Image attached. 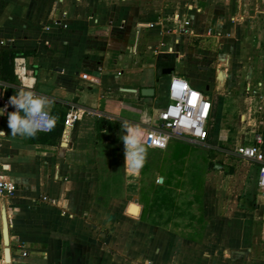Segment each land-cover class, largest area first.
I'll return each instance as SVG.
<instances>
[{
    "label": "crops",
    "instance_id": "obj_1",
    "mask_svg": "<svg viewBox=\"0 0 264 264\" xmlns=\"http://www.w3.org/2000/svg\"><path fill=\"white\" fill-rule=\"evenodd\" d=\"M260 18L264 20V0H0L5 97L9 100L21 89L33 91L51 101L48 110L55 117L47 134L11 136L7 114L0 111L5 133L0 135V175L16 186L12 197L0 198V264H220L215 249L223 242L229 254H259L229 264H264V193L257 187V164L247 161L251 190L249 199L241 198L253 209L239 210L242 203L236 198L229 199L227 209L223 202L217 203V213L215 207L207 212L206 182L198 198L204 206L195 222L199 233L185 223L187 229L177 234L156 224L168 214L158 213L161 199L155 197L147 209L140 193L137 200L126 193L141 187L145 165L150 173L161 172L158 188L178 190L171 179L179 178L175 167L191 155L186 145L203 143L172 139L164 150L174 166L168 173L152 170L150 150H157L145 146L142 166L134 170L126 165L122 141L125 122L143 130L158 123L166 103L153 117H147L146 108L157 104L156 97L165 99L169 80L179 77L206 93L212 104L208 138L211 133L215 149L226 146L219 98L224 83L206 82L210 73L203 70L200 76L194 69L198 58L207 62L216 55L217 44L239 39L242 28L248 43L264 44V31L260 38L249 34L253 27H264ZM183 22L189 23L186 34L169 32ZM167 68L173 69L170 75L163 73ZM251 73L235 86L264 105V81ZM158 86L163 90L159 94ZM142 88H153L155 95L143 97ZM71 108L80 120L64 127ZM261 125L248 116L249 134L255 135L239 146L251 145L261 135L264 153V115ZM119 188L121 194L114 191ZM212 237L217 239L211 244ZM176 249L178 258L170 260ZM194 251L204 259H194Z\"/></svg>",
    "mask_w": 264,
    "mask_h": 264
},
{
    "label": "rangeland",
    "instance_id": "obj_2",
    "mask_svg": "<svg viewBox=\"0 0 264 264\" xmlns=\"http://www.w3.org/2000/svg\"><path fill=\"white\" fill-rule=\"evenodd\" d=\"M262 21L264 20L262 19ZM240 30L241 31L238 33L240 36L239 39L237 38L227 45L217 44L216 55H211L207 62H202L201 59L198 58V63H196V68L194 69L196 72H199L200 76H202L201 72H203V70L210 73L207 75L208 78L206 77V82L210 78L215 85L216 83H224L221 97L219 96V98H221L222 113H224L222 115L224 121L223 126L225 127L224 133L228 140L226 146L218 144V148L215 149V146L211 143V133H209V138L203 144H193L192 146L185 144L187 149L190 150L187 152H190L191 155L183 158L182 162L178 165L180 168H177V166L175 167V171L180 172L179 178L172 177L174 179H171V182L174 183L178 190L171 191V189L158 188L156 177L160 176L161 172L158 170L156 172L151 171L150 173L148 166L145 165L142 169L143 173H141V178H139L141 187L136 190L134 189L135 191H131V195L129 196L126 193V197L135 200H137L138 193H140L142 199L147 202V209L150 207L149 202L155 200V197L159 200L161 199L164 203L162 205L159 204L161 207L158 213L165 215L167 212L168 214H166V216L168 219H165L166 216H163V219H159L156 224H158L159 227H169L171 231L175 230L177 234H180L182 229H187V227L184 226L185 223L196 226L193 228L196 236L199 233L198 224H195V222L198 221H196L197 216L201 212L203 213L204 206L198 203V198L199 196H203L202 186L206 182L208 183L205 200L207 212L209 211V213H211L215 207L214 211L217 213V203L223 202H226L227 205L225 204L224 207L227 209L228 206H230V201L236 198H238L237 200L239 203H242L237 205L239 210L247 212L250 211L249 208L253 209V206L246 207L241 201V198L249 199L248 195L251 190V183L249 176L246 174H249V172H247V161L236 155V148L239 145L245 144L250 135L252 139L254 138L255 132L249 134L250 130L249 127H247L248 116H251L256 124L261 127L263 126L261 123L263 121L264 105L261 102L256 103L255 99H248V94L242 91L238 86H235V84L242 79L243 75L251 72H254L256 77L264 81V69L263 71H259L262 65H264V44L248 43L247 40H244L246 39L245 37H247V29L242 28ZM263 31L264 27H253L249 29V34H255L260 38L263 35ZM211 34H213V32H211ZM215 34L218 36L221 35L218 31H215ZM262 72L263 75L261 74ZM160 89L161 88L158 86L157 94L161 91L163 92V90ZM217 97L218 96L215 95V100ZM156 101L157 104H153L151 107L152 109L146 108L147 117H153L154 112H158L164 103H166V98L156 97ZM244 116L246 118L245 122L241 120V117ZM220 148L229 150L219 151L218 149ZM150 152L153 155L152 165L154 168L152 170L157 168L162 169V172H172L174 166L171 162L167 163L165 151L150 150ZM251 186L253 188V184ZM115 190L118 194H121L123 191L122 188L114 189V191ZM171 192H174L176 195H172ZM236 193H238V195ZM167 197L169 200L168 204L165 203ZM175 199L178 200L176 201ZM229 199L231 200L229 201ZM201 230H203V226ZM214 238L216 237H212L209 243L212 244ZM254 243L257 247L256 241ZM179 245L180 238L175 240L174 247L178 248ZM220 248L219 251L215 249V251L218 252L215 258L220 264H229V261H233V259L237 258L251 261L259 255H257L256 252H247V256L244 255L243 257L240 255L237 256L235 253L229 254L226 250L228 249L226 242H223ZM179 252L180 250L178 249L172 252L170 260L178 258ZM193 254L196 256L194 259H204L197 251H194ZM205 255L210 256V254Z\"/></svg>",
    "mask_w": 264,
    "mask_h": 264
},
{
    "label": "built area",
    "instance_id": "obj_3",
    "mask_svg": "<svg viewBox=\"0 0 264 264\" xmlns=\"http://www.w3.org/2000/svg\"><path fill=\"white\" fill-rule=\"evenodd\" d=\"M189 23L183 22L179 28H173L171 33L186 34ZM3 84L0 82V108L8 105ZM212 112V104L205 92L193 88L189 83L179 77H172L167 86L166 104L158 113L157 124L148 125L142 135L143 146L157 151H164L172 139H184L196 143H204L208 139V124ZM80 120L79 112L71 108L63 119L64 127H73ZM42 127L38 133L47 134L51 131V125ZM262 136L256 135L254 143L248 146H238L236 155L245 161L258 165L257 187L260 193H264V153L261 149ZM16 192V186L0 175V198L12 197ZM22 256H26L22 252Z\"/></svg>",
    "mask_w": 264,
    "mask_h": 264
},
{
    "label": "clouds",
    "instance_id": "obj_4",
    "mask_svg": "<svg viewBox=\"0 0 264 264\" xmlns=\"http://www.w3.org/2000/svg\"><path fill=\"white\" fill-rule=\"evenodd\" d=\"M8 104L14 111L7 113L8 128L11 136L33 137L42 127L51 125L55 117L49 112L51 101L46 97L39 96L33 91L19 90L9 98ZM8 105L0 108L2 113L6 112ZM0 116H3L0 114ZM124 136L122 141L125 145L126 165H131L138 170L143 164L144 148L142 144L143 129L138 125L125 122L122 125ZM0 135H5L0 131Z\"/></svg>",
    "mask_w": 264,
    "mask_h": 264
},
{
    "label": "water",
    "instance_id": "obj_5",
    "mask_svg": "<svg viewBox=\"0 0 264 264\" xmlns=\"http://www.w3.org/2000/svg\"><path fill=\"white\" fill-rule=\"evenodd\" d=\"M172 72H173L172 68H167V69L163 70V73L166 75H170ZM140 94L143 97H153L155 95V90L153 88H142L140 90ZM161 181H162V179L160 178L159 182H161Z\"/></svg>",
    "mask_w": 264,
    "mask_h": 264
},
{
    "label": "trees",
    "instance_id": "obj_6",
    "mask_svg": "<svg viewBox=\"0 0 264 264\" xmlns=\"http://www.w3.org/2000/svg\"><path fill=\"white\" fill-rule=\"evenodd\" d=\"M13 56H16V55H13ZM63 122V121H62ZM51 128H52V124H51Z\"/></svg>",
    "mask_w": 264,
    "mask_h": 264
}]
</instances>
